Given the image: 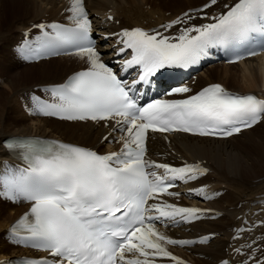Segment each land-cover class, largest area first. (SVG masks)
I'll list each match as a JSON object with an SVG mask.
<instances>
[{"label":"snow or ice","instance_id":"obj_1","mask_svg":"<svg viewBox=\"0 0 264 264\" xmlns=\"http://www.w3.org/2000/svg\"><path fill=\"white\" fill-rule=\"evenodd\" d=\"M218 4L219 0H206L202 7L159 26L167 32L182 25L175 35L142 27L101 34L104 41L117 38L113 53L125 57L116 61L119 71L103 59L86 0H69L65 9L69 24L34 23L32 28L39 30L34 40L29 39L31 30L24 33L17 49L24 60L67 55L79 57L86 65L64 82L40 88L44 97L33 93L31 106L26 105L28 114L102 124L111 129L104 141L119 132L116 143L121 147L100 153L35 135L7 138L3 148L23 166L4 162L0 199L30 206L8 227L6 238L46 255L0 264H157V258L185 264L168 246L196 242L173 239L159 231L157 224L191 223L210 210L183 207L160 198H179L180 192L170 191L177 187V181L187 184L198 180L209 169L201 163L184 162L174 167L146 158L149 130L227 139L264 122V97L211 83L195 93L188 86L172 87L166 95L181 98L153 99L141 105L140 89L151 85L152 79L166 69L199 64L212 49L231 50L229 64L264 53V0H234L209 15ZM197 19L207 22L196 24ZM107 20L114 17L108 15ZM133 69L135 78H124L122 73ZM190 192L204 199L214 198L203 187ZM244 231L237 229L238 233ZM208 239L203 237L200 243ZM243 248L252 246L242 245L234 251L241 254ZM257 251L252 248V255L243 264H264V259L256 257Z\"/></svg>","mask_w":264,"mask_h":264},{"label":"bare ground","instance_id":"obj_2","mask_svg":"<svg viewBox=\"0 0 264 264\" xmlns=\"http://www.w3.org/2000/svg\"><path fill=\"white\" fill-rule=\"evenodd\" d=\"M142 1L144 4H150L151 7L173 10V15L188 8L201 6L206 2V0H88L93 8L92 11L97 13L114 7L118 18H122V24L118 27L135 25L138 24L136 22L144 19L147 24L155 25L165 18L164 12L158 14L161 19L148 18ZM63 2L64 0H0V31L16 29L18 36L19 31L37 22L46 14L50 16L59 14L63 8ZM173 5L175 6L171 7ZM133 16L136 19L135 22ZM100 24L98 21L97 25ZM118 27L111 26L110 30H116ZM82 67L83 60L74 57L54 58L37 64L24 65V68L19 71L11 72L9 69L8 75L12 77V80L6 87L9 91L21 92L35 85L56 83L70 72ZM235 68H240L241 78L248 80L246 88L235 87L238 86L234 84L236 83L234 75H237L234 74L236 70L233 72L232 69ZM34 75L35 79L29 80ZM222 75L226 77L221 81ZM211 82H223L235 91H249L250 87L264 86V57L251 58L236 65L209 67L205 70L200 85ZM261 124L263 122L226 140L198 139L175 134L170 137L168 143L161 138L150 143L152 149H159L160 146L173 149L189 160L204 159L211 174H208L201 182L211 184L215 191L223 185V194L210 202L208 206L226 212V215L216 220L196 222L191 227L194 231L184 234V236H197L211 232L219 234L209 245L197 246L190 251L189 255L196 264H214L224 257L228 240L226 232H229L237 223L236 217L241 213L242 208L264 194V130L256 132ZM107 130L108 128L104 129L102 125L27 117L16 99H12L11 102L9 93L3 89L0 90V160L6 155L2 141L8 136H48L84 146L98 147L100 138ZM23 209L25 207L10 206L0 202V258L26 252V250L11 247L2 240V234L7 226ZM261 231H264V227ZM221 232L225 233L221 235ZM261 243L264 245V240ZM198 255L203 257L200 258Z\"/></svg>","mask_w":264,"mask_h":264},{"label":"rangeland","instance_id":"obj_3","mask_svg":"<svg viewBox=\"0 0 264 264\" xmlns=\"http://www.w3.org/2000/svg\"><path fill=\"white\" fill-rule=\"evenodd\" d=\"M144 5H150V4H144V1H142V6H144ZM175 5H173V6H171V7H174ZM144 8V7H143ZM167 10H164V9H162V8H158L157 6H155V7H151L150 6V9L149 10H147V11H145V13H146V16L148 17V18H152V15H153V13H165ZM171 12L173 11V10H170ZM156 15H154V17H155ZM135 18V17H134ZM141 19V18H140ZM136 21V19H134V22ZM143 21H145V19L143 20ZM143 21H141V22H136V23H142ZM3 30H5V29H3ZM8 32H9V34H8ZM11 32V33H10ZM6 33V34H5ZM3 34V35H2ZM10 37V38H9ZM13 38V39H12ZM17 39H18V36H17V34H16V29L14 30V29H11V30H7V31H0V77H4L5 78V80H4V83L1 85L0 84V90L1 89H3V91H5V92H8L9 93V96H10V99H11V102H12V99L14 100V99H16V95H18L19 94V92H15L14 90L13 91H9L8 90V87H6L7 85H8V83H10V81L12 80V77L11 76H9L8 75V71H9V69H10V71L11 72H14V71H19V70H21V69H23L24 68V66H19L12 58H11V56H10V51H9V53H8V50L7 49H9L10 48V46L12 45V44H14L16 41H17ZM3 44V45H2ZM7 47V48H6ZM3 52V53H2ZM9 54V55H8ZM2 63V64H1ZM7 63V64H6ZM9 64H10V66H9ZM6 65H7V67H6ZM16 67V68H15ZM6 68H8V69H6ZM243 68V67H242ZM2 69V70H1ZM16 69V70H15ZM233 70V72H234V74H236L237 76H235L234 75V77H236L235 79H236V83H234V84H237L238 86H235V87H241V88H246L247 87V84H248V80H244V79H242L241 78V69L240 68H235V69H232ZM239 76V77H238ZM33 77H36L35 75L34 76H32L31 77V79H29V80H33V79H35V78H33ZM226 76L225 75H222V77H220V80L222 81L224 78H225ZM238 77V78H237ZM51 78V77H50ZM223 78V79H222ZM215 79H217V78H215ZM9 81V82H8ZM256 88H258V86H254V87H250L249 89L251 90V89H256ZM261 125H263V124H261ZM260 125V126H261ZM259 126V127H260ZM264 130V127H262L261 129H258L257 128V131L256 132H261V131H263Z\"/></svg>","mask_w":264,"mask_h":264}]
</instances>
